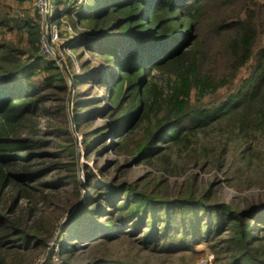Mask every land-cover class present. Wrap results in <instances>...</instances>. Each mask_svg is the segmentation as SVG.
<instances>
[{
    "label": "trees",
    "instance_id": "16d2710c",
    "mask_svg": "<svg viewBox=\"0 0 264 264\" xmlns=\"http://www.w3.org/2000/svg\"><path fill=\"white\" fill-rule=\"evenodd\" d=\"M49 1L62 7L50 23L68 29L60 51L74 88L104 90L94 100L74 95L80 133L95 117L105 121L83 136L87 156L107 137L129 158L99 170L100 181L84 173L90 193L47 255L81 196L69 79L43 53L36 1L0 0V264H129L105 253L122 239L189 249L194 257L181 264H198L205 251L216 264H264V202L231 209L197 176L170 184L183 157L191 159L185 167L221 172L229 136L243 140L241 165L255 158L252 145L264 137V0ZM206 21L214 48L199 32ZM203 136L214 141L199 155ZM141 164L153 178L130 182Z\"/></svg>",
    "mask_w": 264,
    "mask_h": 264
},
{
    "label": "rangeland",
    "instance_id": "374dc122",
    "mask_svg": "<svg viewBox=\"0 0 264 264\" xmlns=\"http://www.w3.org/2000/svg\"><path fill=\"white\" fill-rule=\"evenodd\" d=\"M49 7L50 19L48 22V30H44L43 25V34H45L46 32L49 35V43L51 44L55 52H57L61 60L64 62V53L62 54L58 46H61V44L66 41V35L61 34L64 32L63 30L68 31V29L62 28L60 30V37L58 36V38L55 40H52L49 32V25L54 24L52 22L50 23V20L54 22V19L58 16V9H61L62 7H58L54 4L50 5V1ZM213 17V13L207 11L206 18L212 19ZM209 28L210 25H208V21H206L202 26H200L199 32L202 35V38L205 39V41L210 44L211 47L214 48V46L217 45V42L213 41V39H208L207 33ZM66 52V55L71 56L72 59L75 58V55L73 53H71L70 51ZM83 54L84 60L86 58V55L85 53ZM221 56L222 53H219L217 60H220ZM74 66L78 67L79 61L74 60ZM74 74H78V71H75ZM151 75L152 77L158 79L157 72L153 71ZM69 92L70 82H68V96L67 98H65L66 116L69 124L68 128L74 140V149L77 152V154L74 155V158L76 159V170L79 179V189L81 194L80 198L84 195L86 198L90 193V189L86 188V180L84 178V173L88 169H90L94 173L96 177V179L94 180L100 181L99 170H111L113 163H122L127 160L129 156L125 153L115 152L114 148L111 150V145L116 144V142L114 139L107 137H103L102 140H100L101 142L95 149L96 153H92L89 157L87 156L85 152L86 148L83 146V136L92 134L95 130L103 126L105 121L102 118L100 119L95 117L92 123L86 126V130L83 131V133H80L76 127L75 120L74 124L72 123V119H74V95L75 92H80V100H94L97 94L101 95L102 98L104 95V90H98L97 88H94L91 85H78L77 87L73 88L71 94V104L68 105ZM40 125L41 127H43L45 125L44 121H42ZM212 141H214L212 137H201V140L197 146L196 153L201 155V149L210 146ZM225 149L226 167L221 172L218 171L215 166H212V164L210 163L205 168H201L200 166H195L193 164H190L188 167H185L186 164L191 161V159L183 157L180 161L177 162L174 175L170 177L171 187L174 188V184L181 183L183 180L189 177L197 176V179L202 184L200 186L201 188L208 189L209 185L212 184L211 192L215 194L214 200L222 204L228 205L231 209L243 208L245 206V208H247V206H250L251 203L260 201L264 202V137H258L257 141L253 143L251 151L254 152L255 158H253L250 164L247 166L241 165L239 157L240 152L244 149L243 140L235 136H229L226 142ZM183 168L185 169L182 172ZM150 172H152L150 165L141 164L138 166H134L129 171V181L136 182L141 180L142 182H145L143 178L147 176H149L148 180H150L151 178H153L152 175H150ZM106 176L107 178H112L113 173L109 172L106 174ZM59 197L61 198V200H64L67 197V193H62V195ZM60 233L58 237V233H56L53 242L50 244L51 248L48 250V252L55 247L57 242H54L56 238L59 239ZM202 249L203 245H198L194 248V252H198ZM105 250V253L108 256L119 261L127 262L129 264H181L180 261L182 258H185L187 261H190L194 257V254L189 251V249H183L181 251L171 253L173 251L170 250L169 244L161 245L159 248L156 249H145L137 242L125 239L111 243ZM214 259L215 257H213L212 259L210 253L205 251V255L200 259L198 264H216V259ZM219 260L220 261H218L217 264H225V261H223L222 259Z\"/></svg>",
    "mask_w": 264,
    "mask_h": 264
},
{
    "label": "water",
    "instance_id": "95a60500",
    "mask_svg": "<svg viewBox=\"0 0 264 264\" xmlns=\"http://www.w3.org/2000/svg\"><path fill=\"white\" fill-rule=\"evenodd\" d=\"M46 2V7H48L49 5V0H45ZM48 13H45L44 15V19H43V25H44V30L47 29L48 30V22H49V19H48ZM44 39L48 45V47L50 48L51 50V53H52V56L53 58L60 64L61 68L63 69L64 73L66 74L67 78L69 79V82H70V92H69V98H68V105L71 104V94H72V91H73V88H74V82H73V79H72V75L70 74L67 66L65 65V63L61 60V58L59 57V55L57 54V52H55V50L52 48L51 44L49 43V35L45 32L44 34ZM72 123L74 124V119H72ZM85 195L83 197L80 198V200L74 205V207L72 208L71 212L69 214H67L65 216V219L62 221L61 225H59L58 227V234H57V237L59 235V233L62 231V228L65 224V222L71 217L72 214H74V212H76V210L85 202ZM57 238L55 240L54 243L57 242ZM49 254V252L47 253V255Z\"/></svg>",
    "mask_w": 264,
    "mask_h": 264
},
{
    "label": "built area",
    "instance_id": "2783aa9c",
    "mask_svg": "<svg viewBox=\"0 0 264 264\" xmlns=\"http://www.w3.org/2000/svg\"><path fill=\"white\" fill-rule=\"evenodd\" d=\"M35 1H36V6L38 7L39 13L42 15L41 26L43 27V19H44L45 13H48V17H49L48 19H50V7H49V5H48V7H46L45 0H35ZM67 1H74V0H67ZM60 30L61 29L58 26H56L55 24L49 25L50 37L52 38V40L57 39L58 36L60 37ZM42 44H43V53L51 56L52 53H51L50 48L46 44V41L44 39V34H43ZM58 47L60 48V45Z\"/></svg>",
    "mask_w": 264,
    "mask_h": 264
}]
</instances>
